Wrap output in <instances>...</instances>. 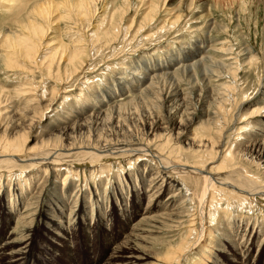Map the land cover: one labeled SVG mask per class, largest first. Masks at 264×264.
Segmentation results:
<instances>
[{"label": "bare ground", "instance_id": "1", "mask_svg": "<svg viewBox=\"0 0 264 264\" xmlns=\"http://www.w3.org/2000/svg\"><path fill=\"white\" fill-rule=\"evenodd\" d=\"M142 1L143 19L147 21L157 13L160 0ZM31 3L29 6L20 0L4 1L3 7L7 9L6 14L15 20L16 28L7 29L0 35V74L15 69H26L24 73L27 78L30 77L28 74L34 72L31 67L36 66L41 70L46 61L36 60L38 51L43 45L42 39L46 30L60 23H66V21L72 22V20H75L82 28L83 22L96 14L92 0H38L33 5ZM26 9L29 10L21 18ZM116 10L111 12L108 7V12L105 11L106 16L100 21L102 27L99 26L95 31V39L91 43L97 49V53L105 48L112 50L119 41L117 35L120 27L116 22L118 13ZM175 13L173 11L171 15L167 14L170 25H174L181 18V14L176 15ZM201 18L207 19V15H201L197 20ZM37 19H40V22ZM121 19L122 17L119 21ZM128 29L130 26L127 31ZM140 30L141 26L135 33ZM70 44L71 46L67 45L64 40H59L48 54L47 77L52 78L57 85L51 89L47 103L43 104L44 106L39 111L35 108L38 103V99L37 101L35 99L38 95L36 94L38 87L33 88L29 80L15 83L16 87L11 89L13 91L0 86V119L18 114L12 101L19 98L25 99L26 104L33 107L34 113L39 114L37 121L30 124L26 138L14 136L16 135L15 126L4 128V125L0 124V264L71 263V252L66 249L72 248L78 235H81L84 245L88 242L90 244L94 239L101 240L108 237L114 223L120 224L124 230L128 229L129 232L127 236H123L125 240L122 237L123 242L120 244H114V241L110 240L109 251L99 259L97 264H142L145 258L139 256L136 251H132L134 249L129 246L130 239L140 230L143 223H157L162 216L165 217L161 221L164 223L162 228L166 234L173 238L177 233L181 234L180 239L185 238L183 241L180 240L181 243L176 249L172 247L175 250L169 252L170 255L166 259L167 264H181L182 259L191 254L194 255L192 264H264V236L260 238L264 232V220L259 221L255 218L251 221L250 218L244 220L240 217L232 219L229 216L225 219L227 208L222 209V215L218 216L220 219L218 218L217 221L219 224L222 223V232H218V239L223 243L213 248L214 252L209 260L205 257L208 254L206 247L201 249L204 247L202 243L206 236L209 237V241L213 238V229L210 230L211 225L209 226V222L212 221L209 219L213 215L212 211L216 203L220 206L225 200L228 204L237 202L242 205L251 204L256 198H264V184L259 185L256 178L248 177L245 172L241 171L243 168L238 169L233 148L226 149L224 156H219L220 152H218L217 156L212 157L214 142L220 145L222 138L225 137L222 133L224 126L221 128V120L232 119L235 116L233 114L229 116L230 111H227L224 106L235 88L232 89V85L227 84L216 85L211 89L208 85V89L205 88L207 93L216 92L214 95L221 97V103L218 104L220 112L215 111L220 116L216 115V118L215 115L211 117L209 107H201L193 112L190 110L192 113L188 116V120L187 118L184 120L186 97L185 93L177 88V84L174 85V78H172L174 74L168 75L167 78L168 83L172 84L158 92L153 89L158 81L154 83L152 78H149L150 80L146 83L139 82L140 87L128 85L129 88L125 89V86L120 85L121 73L119 76L116 75L113 82V84H118L119 90L115 84H110L108 91L105 92L108 95V101L99 99V96L95 98V88L89 86L91 91L89 96L79 94V105L61 106L62 99H65L63 95L66 93L64 92L66 88L61 86L66 85L69 79L82 74L86 59L91 57L87 44H81L80 41L72 39ZM196 50L198 53L191 51L192 55L187 56L189 60H194L193 64L184 66L181 69L182 72L188 69L194 71L202 66V63V69H206L208 57L206 56L205 59L203 55H200L202 53L200 48ZM199 55L201 58H198ZM235 61L237 63V59ZM20 62H22L21 65ZM246 63L250 66L256 64L253 58H249ZM231 65L225 66L228 71ZM134 74L140 76L137 72ZM206 74L209 73L202 72L201 74L203 82L204 79L208 80ZM232 75L235 79V72ZM259 83L255 96L257 100L254 99L253 108L249 107L250 112L244 116L249 122L244 128L250 127V130H246L243 137L246 142L251 141L250 145L258 152L264 164V84H261V81ZM141 86L145 87L141 88ZM113 88H115V93L112 92ZM139 89L142 90L139 91ZM130 90L136 92L139 99H151V103L154 104L153 109L156 108L159 112H163L161 121L157 117L153 122L146 124L147 128L144 132L146 139H137L136 134L133 135L125 129V125L119 127L122 111L134 101L119 102L120 99L117 101V98L129 93ZM6 92H14V94L10 96V94L6 95ZM154 92L158 93V98L154 96ZM118 94L120 95L117 96ZM27 95L31 98L30 96L25 98ZM247 101H242L238 107L248 106L254 102ZM202 103L205 104V101ZM24 111H21L19 116H22ZM223 112L224 116H222ZM110 116L113 124L116 125L114 126V140H106L97 135L96 131L93 132L96 134L93 139H79L78 141L74 137L76 131L80 129L84 131L85 127L97 130V127L102 122L105 123ZM236 118L239 117L235 116ZM55 119L60 121L59 126L62 127L61 132L65 133L64 137L59 134L58 138L55 137L54 144L50 143L47 138H42L39 142L40 139H37L39 135L33 132H36L39 127L42 128L48 121L46 133L50 135L55 126L54 123H57ZM125 119L128 120L126 115ZM160 124L169 135L164 141H159L163 134L158 135L157 133ZM174 132L175 136L171 141L176 148L171 145L167 150V141L173 137ZM190 134L197 148L179 146V141L187 140ZM198 134L201 135L198 136ZM31 143H34L33 147H29ZM150 143H158V147L152 151L148 148ZM178 151L187 152L186 154L192 157V162L171 156L172 153H178ZM200 153L205 154L202 156L203 159ZM118 159H125L129 168H132L131 163L133 166L137 164V167L132 168L133 172L124 175L118 172L113 176L112 169L114 168L111 165L106 166L104 162L110 164ZM118 164L121 163L118 162ZM79 165H85L86 170L91 169L92 179L96 177L98 181L93 187L90 184L86 185L87 180H79V170H74L78 169ZM118 167L119 171L124 169L122 166ZM112 176L115 178L114 184L108 192L107 186ZM50 178H53L54 184L50 188L51 193L48 194L49 199H47L43 191L47 183L51 182ZM185 180L192 181L194 184L190 194H186L188 184L185 185ZM104 181H108L105 187H103ZM188 202L194 205L193 211L187 208ZM138 214L140 215L139 221L132 223ZM15 217H17L15 227L6 233L7 226ZM38 231L42 233L39 235ZM141 232L145 234L143 230ZM137 235L139 236L140 232ZM57 258L60 262H55Z\"/></svg>", "mask_w": 264, "mask_h": 264}, {"label": "rangeland", "instance_id": "2", "mask_svg": "<svg viewBox=\"0 0 264 264\" xmlns=\"http://www.w3.org/2000/svg\"><path fill=\"white\" fill-rule=\"evenodd\" d=\"M4 1L6 0L0 1V35L3 34L7 29L16 28V25L14 23L15 20H13L8 16V14H6L7 9L3 7V5H5ZM20 1L23 2V4H29L30 2H32L31 5H33L35 4L34 2H37L38 0ZM92 4L94 7V12L96 14L95 16L93 14L92 17L84 21L82 28L78 26L75 20H72V22L69 21L70 23L66 21V23L63 22L56 26H53L48 31L46 30L45 36L42 39L43 45L38 51L39 53L36 60L44 62L45 60H48V54L50 50L56 45V43L59 42V40H64L65 43L70 46L71 39L80 41L81 44H87V50L89 49L91 57L90 59H86V66L83 68L82 74L80 73V75L78 74L75 78H72L71 80L69 79L66 85L61 86L63 88H66V90H64V92L66 93L63 95L65 99H62L60 105H79V94L82 93L83 96H89L91 93V86L95 88V98H98L96 96H99V99H103V101L105 102L108 101L109 98L107 93L105 92L108 91L107 89L109 85H112L115 81L114 78L116 77V75L119 76V74L121 73L122 80L120 85L125 86V89L129 88V86L135 87L136 85L140 87L141 84L139 82L146 83L147 80H150L149 78H152L151 80L154 83L158 81L153 86V89L158 92H161L160 90H163L166 87L168 88V85L172 84L168 83L167 78L168 75L174 74L172 76V78H174V85L177 84V88L185 93L186 97V115L184 114V120L186 118V120H188V116H190V113H192L194 110H199L198 108L201 107H209L210 109L208 111L211 112V117L215 115L216 118V115L217 117L220 116L215 113V111L220 112V110L218 109V104L221 103V97L219 95L215 96L214 94H216V92L207 93V90H205V88L208 85L210 89L213 88V86L215 87L216 85L218 86L221 84H227L229 86L232 85L231 88H235V91L231 92L228 101L224 103V106L225 109L227 108V111H230L229 116L233 114L235 116H238L239 118H236L238 121L235 119V116L232 119L225 118L226 120H221V128L224 126V128H222V133L225 137L222 138V143H220V145L218 144V142H214V153L212 154V157L217 156L218 152H220L219 156H224L226 154V149L233 148L236 156L235 162L239 167L238 169L243 168L241 170L242 172H245L248 177L253 176V178L257 179L259 185H263L264 164L261 162L258 152L250 145L251 141L249 140L246 142L243 135L246 133V130H250V127L244 128L245 126H248V119H245L244 116L245 114L250 112L251 108H253L255 104L254 99L257 100L255 96L260 85L259 82L261 81V84H264V0H160L157 13L147 21L143 19L144 7H142V0H92ZM110 4L111 6H109ZM108 7L111 12L115 11L116 9L119 10H116L118 12L116 14V22L120 27L119 33L117 35L119 41L113 46L112 50L105 48L104 50H101L99 53H97V49L91 42H93L95 39V31L98 30L99 26L102 27L100 21L101 18L106 16L105 11H107ZM171 9L172 11H170ZM28 10L29 9H26L21 18L24 17ZM167 10H169V12H167ZM123 11L125 12L123 13ZM173 11L176 12V15L181 14V18L174 25H170L167 14L171 15ZM201 15H207L208 20L206 18H201L198 19V21L197 18ZM120 17H122L121 21H119ZM184 17L186 18L182 19ZM37 21L40 22V19H37ZM6 26H8V28ZM129 26L130 29H128L127 31V28H129ZM140 26L141 30L135 33V31L138 30V27ZM161 28H163V30H160ZM56 38L58 39L55 40ZM198 48H200L202 51V53L200 54L201 56L203 55L205 59L207 57L209 58L206 59V69H202V63V66L197 67L198 69L196 68L194 69V71L188 69L182 72L181 69H183L184 66L193 64L194 60H189L187 56L190 57L192 55L191 51H196V53H198V50H196ZM200 55L198 56V58H201ZM249 58H253L256 64L250 66L248 63H246ZM236 59L237 63L235 61ZM46 61L41 67V70L36 66H32L31 70H33L34 72L33 74H28L30 76L28 78L24 73L26 69H24L25 71L15 69L4 74L1 73L0 86L5 87L6 90L8 88L9 91H13L11 89L12 87H16L15 83H23L26 82V80H29L33 88L38 87L36 94H38L39 96L36 95L37 98L35 99L36 101L38 99V103L35 108L37 109L36 111H39V109H42V106H44L43 104L47 103L51 89L57 85L52 78L47 77ZM21 64L22 62H20V65ZM227 65H231V67H229V71L225 67ZM201 71L209 73L206 74L208 80L204 79V82L202 81L203 77H201ZM134 72H137L138 74H140V76L137 74L135 75ZM234 72L236 74L235 79L232 75V73ZM132 76L136 77L134 78ZM114 84L119 90L118 84ZM144 87L145 86H141V88ZM132 90L136 91L135 89ZM132 90H130V92L125 94L124 96H121L122 98H117V101L119 99L121 100H119V102H125L129 100L134 101V103H131L130 106L126 107L122 111V116L120 119L121 124L119 125V127L125 125L124 127L126 130L128 129L131 134H136L135 136H137V139L142 140L146 139L144 132L146 131L147 125L151 123V121L153 122L154 120H156L157 117L160 118L159 121H161V113L163 112H159V110H157L156 108L153 109L154 104L151 103V99H139L136 92H132ZM141 90L142 89H139V91ZM112 92H116L115 88H113ZM5 94H10V96H12L14 92H6ZM120 94L122 95L123 92ZM120 94H118L117 96H119ZM157 94V92H154V96L156 98H158ZM29 96L30 95H27V97L25 98H28ZM105 97H107L108 99ZM134 97L136 98V100H134ZM29 98H31V96ZM215 98H217V100ZM202 101H205V104H203ZM242 101L254 102H252L248 106H243L240 108L238 107V105H240ZM12 103L14 104L12 105L15 106V110L18 114H14L12 117L10 116L6 119H0V124L4 125V128L15 126L14 133H16V135L14 136H22L23 138H26V133H28L29 131L30 124H33V121H37V119L39 118V114L36 115L33 111V107L28 106L25 99L23 98L15 99V101L13 100ZM58 103H60V101ZM133 108H135L136 111ZM31 110L33 112H30ZM21 111H24L23 113H25V115H23L22 113L23 117L19 116V113ZM57 111L59 112L60 109L58 108ZM224 112L222 116H224ZM125 115L128 120L125 119ZM54 118H57V116ZM55 120L57 123H54L55 126L53 127L52 132H50V135L46 133L48 121L44 123L42 128L39 127L38 129H36V132H33L35 135H39L37 137V139H40L39 142L42 141V138H47L50 140V143L54 144L56 142L54 139L55 137L58 138L59 134L64 137L65 133L61 132L62 127L59 126L60 121H57V119ZM113 123L114 122L112 121V118L110 116L109 119H106L105 123L102 122V124L98 126L99 128L97 127V130L92 129L94 130L92 131L87 126L88 128L85 127L84 131L82 129H80V131H76V136L74 137L76 138V140L80 141L85 139H93L94 135L97 134L102 138H106V140H114V126L116 125H114ZM88 129L90 130V133ZM95 131L96 134H94ZM157 133L158 135L163 134L160 137L159 141H164L169 136L162 128V124L158 126ZM200 135L201 134H198V136ZM172 136L173 137L167 141V150L171 145L172 147L176 148V146H174V143L171 141L175 136V132L172 134ZM66 142H68L67 139ZM179 142V146H182L183 148H188L190 146L192 148H197L196 144L193 141V138L191 137V134L189 135V138L187 140H181ZM33 145L34 143H31L29 147H33ZM155 147H158V143H150V147L148 148L153 151L155 150ZM186 153L187 152L184 151H178V153H172L171 156L173 158L175 157L176 159L192 162V157H190ZM162 155L167 156L168 154ZM204 155V153H200L201 158ZM124 160L125 159H118V161H112L110 164L108 162H103L106 166L111 165V167L114 168L112 169L113 176L118 172L122 175L133 172L134 169L132 168L137 167V164L136 166H133V163H131L132 168H129L128 164H126ZM118 162L121 164L119 165ZM118 166H122V168H124L122 170L123 172L119 171ZM74 170H79V180H87L86 185L90 184V186L93 187V185L98 182L97 179H95L96 177H93L92 179V174L90 173L91 169L86 170L85 165H79L78 169ZM114 179V177L110 178V183L107 186L108 192H110L114 184ZM76 180L77 179H75V181ZM50 181L51 182L47 183V186L43 191V194L47 199H49L48 194L51 193L50 188L54 184L53 178H50ZM184 182L185 185L188 184L186 185V190L188 189L186 194H190L194 184L192 181V183L190 181L187 182L186 180ZM106 183H108V181H104L103 187H105ZM40 187H42V185H40ZM252 202L253 203L251 204L244 203L240 205L237 202L228 204L225 200H223L220 206H217L218 204L216 203V206L212 211L213 215H211L213 218L211 217L209 219L210 221H212L209 222V226L211 225L210 230L213 229V238L209 241V237L206 236L205 241L202 243L204 247H201V249L206 247L205 250L207 249L208 251V254L205 255L207 260L211 258L214 252L213 250L223 243L218 239V232H222V223L219 224V222H217L219 218L218 216L222 215L221 212H223V208H227L225 219H227V217L229 216L230 218L232 217V219H239L240 217L244 220L250 218L251 221H254L255 218L259 219V221L264 220V198H256ZM187 205V208H191L190 211L194 210V205L192 203L188 202ZM228 207H230V209ZM16 218L17 217H15L10 222V225L7 226L6 233H9L15 227ZM139 218L140 215L138 214L133 219L132 223H135V221H139ZM160 218L161 219L157 223H143L140 227V230L137 231L130 239L131 243L129 242V246L134 249L132 251H136L139 256L145 258L142 264H167L166 259L170 255L169 252H172L180 245V240L183 241L185 239H180L181 234L176 233L173 238L170 237L171 235L166 234L165 230L162 228L164 227V223L161 221L164 220L165 217L162 216ZM142 230L145 234H142ZM128 232V229L124 230V228L121 227L120 224L114 223L112 232L108 237H105L101 240L94 239L90 244L88 242L85 245L82 242V238L80 237L81 235H78L74 240L72 248L66 249V251L71 252L72 258L71 263L66 264H97L99 259L103 258L109 251V241H114V244H120L121 242H123V240H125L123 236H127ZM138 232H140L139 236L137 235ZM41 233V231H38L39 235ZM263 234L260 236V238L264 236ZM172 247L175 249H172ZM193 256V254L187 255L186 257H184V259H182L183 261H181V264H192ZM55 262H60V260L57 258L55 259Z\"/></svg>", "mask_w": 264, "mask_h": 264}]
</instances>
